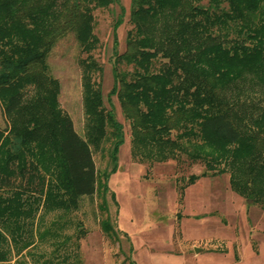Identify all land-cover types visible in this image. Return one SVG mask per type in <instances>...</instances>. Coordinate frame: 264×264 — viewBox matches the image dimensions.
Returning <instances> with one entry per match:
<instances>
[{
  "label": "trees",
  "instance_id": "obj_1",
  "mask_svg": "<svg viewBox=\"0 0 264 264\" xmlns=\"http://www.w3.org/2000/svg\"><path fill=\"white\" fill-rule=\"evenodd\" d=\"M109 2L116 9L106 104L102 65L92 51L98 39L92 8ZM124 12L121 0H0V240L19 248L47 228L35 230L40 210L74 205L96 187L116 208L106 177L123 130L112 91L129 144H143L151 158L181 150L204 167L224 169L230 187L264 206V0H128L130 23L118 49L115 26ZM67 29L84 51L77 55L81 131L57 101L58 79L46 60L51 42ZM92 147L108 156L97 169ZM194 175L189 170L176 183L177 198ZM5 249L0 244V260ZM53 256L40 264L53 263Z\"/></svg>",
  "mask_w": 264,
  "mask_h": 264
},
{
  "label": "rangeland",
  "instance_id": "obj_2",
  "mask_svg": "<svg viewBox=\"0 0 264 264\" xmlns=\"http://www.w3.org/2000/svg\"><path fill=\"white\" fill-rule=\"evenodd\" d=\"M121 2L125 12L115 26L118 49L123 47L125 27L130 23L126 17L128 0ZM115 9L114 2L92 8L93 30L98 38L92 51L102 65L100 91L106 104L104 72H109V84L107 54ZM83 52L67 29L54 38L46 53L49 70L58 79L57 101L67 110L78 131L82 128L83 112L77 55ZM109 96L122 122L123 135L128 138V123L118 97L113 91ZM4 122L0 105V123ZM129 148L130 173L140 179L145 211L139 221L132 217L134 223L128 231L124 229L126 233L116 215L118 203L115 208L107 190L96 187L91 195L80 193L74 205L40 210L35 230L40 226L47 228L19 248L11 239L0 240V244L6 245V256L0 264H40L44 255H55L57 259L44 264H129L128 255L132 257L130 264H264V206L245 199L230 187L226 170L204 167L201 159L190 158L181 150L175 156L151 158L143 152L141 143L134 141ZM91 149L97 169L108 156L104 147ZM189 170L195 175L183 184L177 198L176 183L182 182ZM227 192L235 196L232 203L227 202ZM101 219L109 223L106 229ZM191 241L198 245L194 248ZM57 248L58 253L53 254ZM61 252L64 254L59 256Z\"/></svg>",
  "mask_w": 264,
  "mask_h": 264
},
{
  "label": "crops",
  "instance_id": "obj_3",
  "mask_svg": "<svg viewBox=\"0 0 264 264\" xmlns=\"http://www.w3.org/2000/svg\"><path fill=\"white\" fill-rule=\"evenodd\" d=\"M108 73L109 72L106 69V71L104 72L106 88L109 85L107 84ZM119 179L123 181L124 185H118ZM106 180L109 185L115 188V195L117 197L116 200L118 203L116 215L117 218L120 217L119 220H121L120 222L122 223L123 229L128 231V227L132 226V224L134 223L132 221V217L134 221H139V219L144 215L145 205L144 199L141 196L140 179L138 178V176H135V173H130L129 144L128 138L124 135L122 139L117 143L116 166L108 172ZM175 210H177V208ZM193 214L196 213L193 212ZM190 244L191 246L198 245L193 241H191Z\"/></svg>",
  "mask_w": 264,
  "mask_h": 264
},
{
  "label": "bare ground",
  "instance_id": "obj_4",
  "mask_svg": "<svg viewBox=\"0 0 264 264\" xmlns=\"http://www.w3.org/2000/svg\"><path fill=\"white\" fill-rule=\"evenodd\" d=\"M118 185H124L123 181L121 179L118 180ZM235 199V196L231 194L230 192H227V202L232 203V200Z\"/></svg>",
  "mask_w": 264,
  "mask_h": 264
},
{
  "label": "water",
  "instance_id": "obj_5",
  "mask_svg": "<svg viewBox=\"0 0 264 264\" xmlns=\"http://www.w3.org/2000/svg\"><path fill=\"white\" fill-rule=\"evenodd\" d=\"M193 247H196L195 245H193Z\"/></svg>",
  "mask_w": 264,
  "mask_h": 264
}]
</instances>
